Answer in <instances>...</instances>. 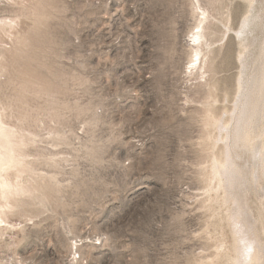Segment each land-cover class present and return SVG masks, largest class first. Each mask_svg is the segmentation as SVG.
Segmentation results:
<instances>
[{
  "label": "rangeland",
  "instance_id": "374dc122",
  "mask_svg": "<svg viewBox=\"0 0 264 264\" xmlns=\"http://www.w3.org/2000/svg\"><path fill=\"white\" fill-rule=\"evenodd\" d=\"M191 1L0 6L18 23L0 33V264H233L211 125L232 107L238 40L191 84ZM200 1L233 29L247 10Z\"/></svg>",
  "mask_w": 264,
  "mask_h": 264
},
{
  "label": "bare ground",
  "instance_id": "6f19581e",
  "mask_svg": "<svg viewBox=\"0 0 264 264\" xmlns=\"http://www.w3.org/2000/svg\"><path fill=\"white\" fill-rule=\"evenodd\" d=\"M9 1L0 0V6ZM246 1L247 10L237 29L228 25V19L208 13L202 1H191L196 23L189 32L190 59L183 72L202 89L210 54L234 32L238 40L236 91L231 109L211 125L213 146L221 149L219 157H212L211 181L213 189L222 190L221 202L234 237L233 264H264L260 235L264 234V0ZM14 20L0 18L2 35L10 37L11 28L18 25ZM214 23L222 27L220 39L208 38L207 30Z\"/></svg>",
  "mask_w": 264,
  "mask_h": 264
}]
</instances>
